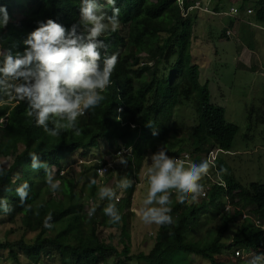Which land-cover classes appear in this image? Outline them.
<instances>
[{
  "label": "trees",
  "instance_id": "1",
  "mask_svg": "<svg viewBox=\"0 0 264 264\" xmlns=\"http://www.w3.org/2000/svg\"><path fill=\"white\" fill-rule=\"evenodd\" d=\"M195 1L184 0L182 9L187 10ZM255 3L254 21L264 24V0ZM0 5L7 7L9 15L13 11L25 13L6 28L0 25V48H12L14 52L23 51V41L38 21L53 19L71 27L79 19L80 4L74 0H0ZM116 6L120 8V27L100 38L117 51L112 86L99 107L79 118L80 135L68 130L55 138L48 136L26 117L25 103L4 101L0 93V161L10 159L7 167H0L5 170L0 175V197L7 198L13 208L8 215L0 210V218L20 222L22 232L17 240L0 241V249L7 250L15 264H41L42 258L53 264H107L111 254L117 256L115 264H177L174 258L178 256L182 264H192L195 257L207 264H247L222 255L234 246L264 253V232L240 221L241 214L246 212L264 223L263 184L243 186L227 171L226 178L219 177L224 186L217 181L209 184L207 200L180 204L173 191V225L158 226L149 247L133 253L129 216L134 184L124 190L125 196L118 202L111 201L122 217L118 224H111L103 214L109 201L98 200L101 185L89 186L91 179L101 180L95 170L108 161L80 164L77 170L71 167L77 162L74 155L78 152L84 157L90 149L129 148L130 153L123 155L128 161L126 175L129 179L137 178V171L151 151L155 153L163 146L170 156L187 152L199 164L213 151H228L238 131L226 122L223 109L211 102L208 82H199L192 44L195 18L191 17L195 11L188 13L190 17L184 15L174 0H117ZM214 12L218 10L214 8ZM191 99L194 125L180 133L173 127V117L176 109ZM148 123L158 130L157 136L152 135L154 129L147 127ZM32 153L55 165V179L62 182L55 194L45 184L44 171L31 170ZM68 160H73L72 165L66 163ZM213 164L216 171L224 168L220 159ZM25 181L31 189L27 201L31 211L19 205L15 193L16 187ZM147 188L146 180V191ZM230 194L235 199L233 213L225 212L222 206V199ZM84 197L91 200L89 209L96 207L91 219L82 211ZM211 208L220 211L219 224L196 238L200 215ZM48 213L52 214L51 229L44 227ZM107 228L118 230V234L105 235ZM200 260L193 264H200Z\"/></svg>",
  "mask_w": 264,
  "mask_h": 264
},
{
  "label": "clouds",
  "instance_id": "2",
  "mask_svg": "<svg viewBox=\"0 0 264 264\" xmlns=\"http://www.w3.org/2000/svg\"><path fill=\"white\" fill-rule=\"evenodd\" d=\"M101 1H76L80 4L79 19L71 27H65L53 19L38 21L37 27L24 39L23 51L14 52L12 48H0V93L18 103H25L26 117L34 120L35 126L42 128L50 137H58L62 131L68 130L80 135L79 118L99 107L107 98L108 90L112 86V76L118 64V55L117 51L112 50L100 38L106 36L105 33L108 31L116 32L119 29L120 8L116 6L117 0ZM108 7L111 9V15H108ZM247 9H251L252 12L254 10L252 7ZM197 10L187 11L186 15ZM231 11L234 14L236 9ZM238 14L237 19H234L237 23L240 22ZM10 21L11 17L7 7L0 5V25L6 28ZM227 29L230 30L229 25L225 31ZM225 37L231 38L226 35ZM102 53L106 55L102 56ZM146 126L153 128L151 123ZM153 129L152 135L157 136L158 130ZM218 151L216 150V152ZM115 153L119 157L115 162L127 167L128 161L123 155H128L130 149L115 150ZM30 157L31 170L33 172L43 170L48 190L53 194L58 192L62 182L55 179V165L41 161L35 153L30 154ZM147 158L151 161L145 173L148 188L142 206L137 212L145 225L154 224L160 227L173 225L174 221L171 215L173 191L176 202L180 204L207 200L209 185L204 187L201 181L210 175L211 169L217 179L212 173L213 179H209L208 183L217 181L224 186L219 177L222 178L227 173V169L220 167L216 171L213 164L216 157H212L210 160L209 156L207 160L199 164L194 161V163H188L186 167V162H190L192 158L189 153L183 152L180 155L170 156L162 146ZM78 164L79 160L73 165ZM110 169L111 165L108 162L103 167L96 169L98 179L105 177ZM4 174V168H0V175ZM96 184L97 180L94 178L89 182L90 187ZM117 186L127 190L133 187V181L125 175ZM4 190L10 191L7 188ZM30 190L27 181L15 189L19 205L28 211H31V205L27 204ZM97 195L101 200L109 201L103 208V214L109 218V223L118 224L122 217L116 204L111 201L118 202L124 196L117 197L115 190L107 186L99 187ZM233 202L235 199L232 200L229 196H225L222 199L223 210L233 213L236 208L232 204ZM0 210L5 215L13 211L7 198L0 197ZM95 212V206L88 210L89 219ZM51 220L52 214L48 213L44 219L45 228L53 227L50 223ZM240 221H247L264 232V223L251 214L242 213ZM227 244H230V240ZM245 251L252 254L253 257L249 261H243L244 263L264 264V253L260 254L255 250H245L234 246L223 253L229 252L237 261L240 260L239 258H243Z\"/></svg>",
  "mask_w": 264,
  "mask_h": 264
},
{
  "label": "rangeland",
  "instance_id": "3",
  "mask_svg": "<svg viewBox=\"0 0 264 264\" xmlns=\"http://www.w3.org/2000/svg\"><path fill=\"white\" fill-rule=\"evenodd\" d=\"M80 2V0H76ZM154 1V0H151ZM256 0H200L202 6L207 7L208 11L203 12L197 10L194 12L193 24V57L199 67V82L201 84L208 82L207 88L210 93L211 101L223 109V114L226 122L235 125L238 128L235 134L231 148L226 151L213 152L210 156L220 159L224 168L230 171L234 177L243 185L247 186L250 183H259L264 185V87L261 86L263 77L259 75V71L253 72L251 70H243L234 61L233 55L238 52L241 44L240 39L237 37L234 30L230 41L217 42V37L222 31L223 23H229L231 20L228 16H225L231 7L239 9L244 6H250V8H256ZM100 2H102L100 0ZM216 8L219 14L214 12ZM244 8V15L245 14ZM25 16V13L20 14L16 11L10 13L11 21H17ZM190 17V15H187ZM252 17V16H251ZM228 21V22H227ZM228 25V24H227ZM3 100L10 102L7 96L3 95ZM195 114L193 110V100L184 102L180 105L173 117V127L178 132H187L194 125ZM114 151L94 150L90 149L86 151L84 157H80V152L74 155V159L79 160V164L91 165L95 160H106L111 165L109 175L98 180L97 185L107 186L113 188L117 197L125 196L124 189L119 188L118 182L126 175L127 169L116 163L115 160L119 159ZM153 153L151 151L148 155L150 157ZM208 156V157H209ZM195 156H192L190 162L194 163ZM81 159V160H80ZM207 160V158H206ZM73 160H68L66 163H71ZM150 160L146 158L141 167L137 171V178L131 177L134 184V193L131 200L132 214L129 216V227H131V250L133 253L138 251H144L149 247V243L156 233L157 225H145L140 220L137 212L142 206V201L146 196V180L145 175ZM65 163V164H66ZM10 164V159L6 158L0 161V167H7ZM78 165L71 166L73 169H78ZM65 167V166H63ZM210 170V175L206 177L201 183L204 187L209 185V179H213ZM119 174V175H118ZM215 174V173H214ZM227 174H224L226 178ZM214 178L217 179L216 174ZM232 197V194L229 196ZM224 199V198H223ZM98 200L101 199L98 196ZM97 202V204L99 203ZM91 200L84 197L82 201V211L88 213ZM221 215L220 211L215 208H211L200 215V232H196L195 237H199L210 231L209 229L219 224ZM21 225L20 222L15 221L10 223L5 216L0 218V241L5 240H17L21 237ZM235 230V228L228 233V237ZM118 234L116 229H105L104 233ZM29 238V236H27ZM7 250L0 249V264H15L8 257ZM20 256L22 252L19 251ZM175 257L174 261L177 264H182V258ZM222 257L229 258L231 261H236L232 255L223 253ZM253 257L252 254L244 252L243 258H239L242 261H249ZM179 258V259H178ZM196 260H200L196 258ZM194 260V262H196ZM117 256L111 254L108 258L107 264H115ZM41 264H53L51 260L42 258ZM192 262V261H191ZM192 262V264L194 263ZM200 264H207L206 261L200 260Z\"/></svg>",
  "mask_w": 264,
  "mask_h": 264
},
{
  "label": "crops",
  "instance_id": "4",
  "mask_svg": "<svg viewBox=\"0 0 264 264\" xmlns=\"http://www.w3.org/2000/svg\"><path fill=\"white\" fill-rule=\"evenodd\" d=\"M232 1L236 2L237 0ZM245 7L247 9L250 6L243 5V8H240L241 12L238 14L240 22L237 23L234 19L230 18L231 20L227 23L241 41V47H239L238 52L236 55H233L232 59L243 70L259 71V75L264 78V24L254 21L255 10L249 15L246 13L244 15ZM216 14H219V12H216ZM219 24L222 25V31H220L217 37V42L232 40L231 38H226L224 35L227 24L223 25L220 21ZM193 38H195L194 35ZM261 86L264 87V80Z\"/></svg>",
  "mask_w": 264,
  "mask_h": 264
},
{
  "label": "built area",
  "instance_id": "5",
  "mask_svg": "<svg viewBox=\"0 0 264 264\" xmlns=\"http://www.w3.org/2000/svg\"><path fill=\"white\" fill-rule=\"evenodd\" d=\"M174 1H175L176 5L179 6V8L181 9V11L184 14H186L187 11H191V10H195V9L207 11V8L202 7L201 3L199 1H195L192 5L188 6L187 10H183L182 9L184 0H174ZM232 9H236V8L231 7L229 12L226 14V16L231 17L233 19H237L238 10L236 9V12L233 14L232 11H231ZM246 13L247 14H251L252 10L251 9H246ZM225 35L228 36V37L232 36L231 30L227 29L225 31ZM103 170H105V169H103Z\"/></svg>",
  "mask_w": 264,
  "mask_h": 264
}]
</instances>
